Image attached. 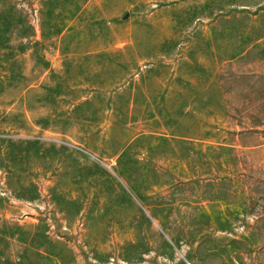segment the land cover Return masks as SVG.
<instances>
[{"label":"rangeland","instance_id":"rangeland-1","mask_svg":"<svg viewBox=\"0 0 264 264\" xmlns=\"http://www.w3.org/2000/svg\"><path fill=\"white\" fill-rule=\"evenodd\" d=\"M0 264H264V0H0Z\"/></svg>","mask_w":264,"mask_h":264}]
</instances>
